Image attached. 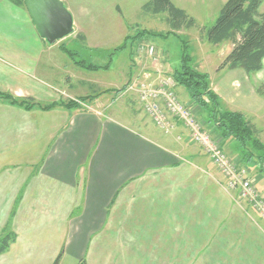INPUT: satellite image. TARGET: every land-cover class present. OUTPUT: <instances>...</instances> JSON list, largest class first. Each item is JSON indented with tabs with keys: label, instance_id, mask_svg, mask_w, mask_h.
<instances>
[{
	"label": "crops",
	"instance_id": "0c3cea01",
	"mask_svg": "<svg viewBox=\"0 0 264 264\" xmlns=\"http://www.w3.org/2000/svg\"><path fill=\"white\" fill-rule=\"evenodd\" d=\"M53 45L26 7L0 0V92L35 103L0 100V207L15 209L17 235L0 264L61 253L60 264H264V220L183 145L186 133L181 142L117 111L60 105ZM252 75L264 83V67ZM246 81L244 101L264 104ZM240 98L238 112L253 110Z\"/></svg>",
	"mask_w": 264,
	"mask_h": 264
},
{
	"label": "rangeland",
	"instance_id": "374dc122",
	"mask_svg": "<svg viewBox=\"0 0 264 264\" xmlns=\"http://www.w3.org/2000/svg\"><path fill=\"white\" fill-rule=\"evenodd\" d=\"M61 1L73 15L74 29L70 36L50 48L54 50L56 80L60 84L64 82L58 88L63 94L60 105H75L73 109L84 112L110 114L117 111L134 117L145 128L151 127L165 135L176 134L177 141L185 139L181 134L184 132L188 141L183 145H187V149L197 147L205 153L201 146L191 140L190 132L175 116L168 118L174 129L166 132L145 112L140 96L142 92L163 86L164 79H172L180 103L191 109L202 130L210 134L233 162L247 170L264 197V150L254 143L242 147L232 138H223L217 121L210 119L211 109L195 104L191 93L175 79L185 50L192 58V67L208 76L210 89L214 94L217 93L214 88L225 87L222 93L225 101L216 94L221 102L219 109L215 111L217 118L226 111L238 112L240 97L242 111L246 100L253 101V110L246 111L244 115L260 131L257 138L264 147L263 100L259 97L256 99L257 96H249L244 101L246 90H253L246 80H250L255 89L264 83L257 80L261 83L256 85V76L247 75L243 71L219 70L232 45L227 42L213 46L203 36V29L213 26L228 0H172L197 24L193 29L181 31L170 28L167 24L168 14L155 15L146 11L145 6L152 0ZM261 11L264 12V3ZM150 49H154L153 54H150ZM234 76L236 79L231 80ZM233 81L235 83L232 87ZM228 84L232 90L228 88ZM199 149L195 150L200 151ZM251 211L254 212L252 209ZM14 215L15 209L0 207V240L8 232L15 233L12 227ZM16 253L17 251L15 255ZM15 255L11 252L6 258L9 260ZM24 256L14 258L24 260L26 264H36L37 260L50 261V264L55 261V257Z\"/></svg>",
	"mask_w": 264,
	"mask_h": 264
},
{
	"label": "trees",
	"instance_id": "16d2710c",
	"mask_svg": "<svg viewBox=\"0 0 264 264\" xmlns=\"http://www.w3.org/2000/svg\"><path fill=\"white\" fill-rule=\"evenodd\" d=\"M18 6L26 7V0H12ZM264 0H228L221 9L215 23L209 29H203V36L213 46L231 43L232 48L227 54L219 70H242L247 75L259 73L264 67V12L261 7ZM146 11L152 14H168L167 24L173 31L193 29L196 21L188 13L177 7L172 0H152L145 6ZM185 49V48H184ZM181 67L175 73L179 85L185 87L192 97V101L202 108L211 109V120L217 121L223 138H232L242 147L254 143L256 147L264 150L257 138L260 131L241 112L226 111L219 117L215 111L220 107V100L210 89L208 76L194 69L191 65L192 58L184 50L182 53ZM260 96L264 97V85L257 88ZM0 100L9 101L16 106L32 109L35 106L32 100H19L16 97L0 92ZM33 104V105H31ZM55 105L43 107L49 110ZM73 109L75 105H66ZM217 119V120H216ZM17 235L8 232L0 240V256L6 253L15 243ZM61 253L53 262L60 264ZM78 264H86L84 260Z\"/></svg>",
	"mask_w": 264,
	"mask_h": 264
},
{
	"label": "built area",
	"instance_id": "2783aa9c",
	"mask_svg": "<svg viewBox=\"0 0 264 264\" xmlns=\"http://www.w3.org/2000/svg\"><path fill=\"white\" fill-rule=\"evenodd\" d=\"M154 49H150L153 54ZM163 86L153 87L143 91L141 98L145 105V112L156 125L171 132L174 125L168 118L175 116L190 132L191 140L202 147L210 161L217 168L223 178V187L228 192L238 193V203L249 206L262 220H264V197L247 170L240 168L213 140L209 133L204 132L190 108L179 101L172 85V79H164ZM169 85L172 87L170 88ZM143 86V85H142Z\"/></svg>",
	"mask_w": 264,
	"mask_h": 264
},
{
	"label": "water",
	"instance_id": "95a60500",
	"mask_svg": "<svg viewBox=\"0 0 264 264\" xmlns=\"http://www.w3.org/2000/svg\"><path fill=\"white\" fill-rule=\"evenodd\" d=\"M26 8L47 43L53 45L73 33V15L61 0H26Z\"/></svg>",
	"mask_w": 264,
	"mask_h": 264
}]
</instances>
